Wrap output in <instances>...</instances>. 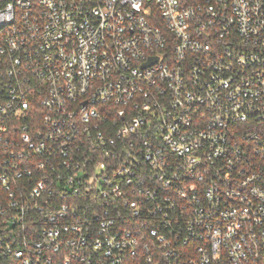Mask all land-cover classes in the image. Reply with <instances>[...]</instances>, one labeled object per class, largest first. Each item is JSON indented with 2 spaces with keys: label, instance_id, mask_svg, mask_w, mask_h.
I'll use <instances>...</instances> for the list:
<instances>
[{
  "label": "built area",
  "instance_id": "1",
  "mask_svg": "<svg viewBox=\"0 0 264 264\" xmlns=\"http://www.w3.org/2000/svg\"><path fill=\"white\" fill-rule=\"evenodd\" d=\"M0 264H264V0H0Z\"/></svg>",
  "mask_w": 264,
  "mask_h": 264
}]
</instances>
